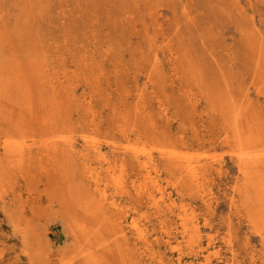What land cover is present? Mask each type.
<instances>
[{"label": "rangeland", "instance_id": "obj_1", "mask_svg": "<svg viewBox=\"0 0 264 264\" xmlns=\"http://www.w3.org/2000/svg\"><path fill=\"white\" fill-rule=\"evenodd\" d=\"M0 42L9 66L25 71L35 85L34 108L41 92L27 50L49 63L55 78L72 75L64 85L73 96L75 121L100 137L112 166L125 165L129 191L119 198L122 210L146 218L162 264H172L173 255L155 221L160 213L136 196L133 182L148 179L129 153L135 144L158 160L154 175L172 199L201 220L205 251L192 253L189 264H264L263 237L235 191L237 145L223 141L236 121L264 135V0H0ZM78 70L88 82L74 75ZM23 111L0 100V140L12 137L27 152L22 168L0 159L7 173L0 194V264H87L80 229L92 231L95 222L76 206L44 152L50 135L43 123ZM188 153L209 165L201 188L164 162ZM93 240L84 246L108 253L109 264H123L114 240L102 246Z\"/></svg>", "mask_w": 264, "mask_h": 264}, {"label": "bare ground", "instance_id": "obj_2", "mask_svg": "<svg viewBox=\"0 0 264 264\" xmlns=\"http://www.w3.org/2000/svg\"><path fill=\"white\" fill-rule=\"evenodd\" d=\"M15 45L18 47L17 44ZM31 50L29 49L26 52L29 55V63L32 67L33 84H36L38 91L41 92L39 106L38 103H34L37 105L35 109L31 103L36 102L37 96L34 100V95L31 94L33 92L36 95L34 93L36 90L33 88L35 85L32 87L30 76L28 77V75L23 74L25 71L20 72L9 66L11 62L1 44L0 100H4L10 105L17 104L25 111V114L30 113L32 119H40L39 123H43L44 126L42 129L50 135V137L45 139L44 152L49 153L55 161L59 175L72 200L77 204L76 206H79V209L83 210L85 216L87 215L88 217L87 219L90 218V220L92 219L95 222L92 231L85 225V227H81L85 222L81 223L80 226V235L82 236L81 239H84V242L80 243L79 249L84 261H87V264H109L107 259L108 253L104 254V251V253L92 252L84 246L85 242L90 244L96 238V240H101L100 246L107 243V240H114L117 251L113 247L112 249L116 253L119 252L118 256L123 264H162L163 258L153 245L156 242L152 240L155 233L151 235L146 224V218L143 215L131 214L130 210L124 212L122 210V203L119 201V198L125 196L129 191L123 175L125 165L112 166L110 157L105 152L100 137L94 132L82 131L84 128L77 125V120L75 121V116L72 113L74 106V103H72L73 96L65 92L64 85V79L72 75L64 73L63 79L56 77L57 82L56 78L52 75L50 64L37 55H33ZM21 64L23 65L25 62H21ZM23 67L25 69V66ZM187 72L189 73V71ZM187 72L184 74H187ZM77 74L80 82H88V74L85 75L80 70L74 75L77 76ZM32 88L34 91H31ZM45 92H50L51 96L46 97L43 94ZM8 114L10 115L11 113ZM23 125L24 121L21 118L19 126L22 127ZM6 127L4 130H6ZM28 135L30 136V134ZM12 136L15 137L14 134ZM223 136V141L227 144L235 143L237 145L238 155L236 162L240 176L238 178L239 181L235 184V191L239 194L240 201H242L246 211L251 214L253 227L262 235L263 239L261 241H264V135H262L261 131L252 128L251 125L244 126L239 121H236L234 124L228 126ZM13 139L12 137H6L4 142L0 140V159L3 157V159L10 161L13 166L22 168L27 159V152L18 140ZM41 141L39 142L41 143ZM33 143H30V145ZM260 146H262L261 149ZM129 149L133 160L142 169L146 180L148 179L143 185L137 184L139 180L133 182L136 196L149 203L148 206L150 205V207L148 209L155 210L157 214L160 213L157 215L158 218L155 221L159 224L163 238L161 240H164L166 250L171 251V256L173 255V259L169 258V261L172 264H189L187 259L193 255L192 253L196 251L198 254H203L205 251L201 220L190 213L189 208H186V206H179L172 199L171 194L168 193V188L160 182L159 176L154 175L155 173L159 174L157 170L159 164L150 151L145 148L141 149L136 144L129 147ZM34 153L36 154V152ZM170 153L179 154L180 152L175 153L172 151ZM164 162L169 163L167 166H170L172 173H186V176L191 178L192 184L198 185L200 188L204 185L206 173L209 169V165L206 162L200 161L193 155H189V153L168 157ZM6 174L4 165L0 160L1 195L4 193ZM140 174L142 175V173ZM113 212L116 214H114L115 219L112 217ZM118 212L122 214L119 218L117 216L119 215ZM166 212H170V216L164 214ZM171 213L174 214L171 215ZM76 234L78 236L77 232ZM130 234L131 238L129 239L128 236ZM208 244H211V242H208ZM133 245L135 249L132 248ZM112 249L111 252H113L111 255L109 254L110 256L115 253ZM137 251L141 252L142 258L144 257L143 260L140 259L141 256L137 255ZM201 264L211 263L204 262Z\"/></svg>", "mask_w": 264, "mask_h": 264}]
</instances>
